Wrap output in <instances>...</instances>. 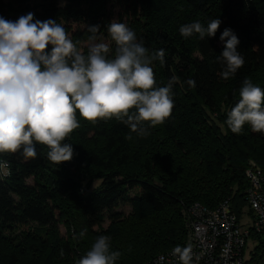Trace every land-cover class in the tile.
<instances>
[{
    "label": "trees",
    "instance_id": "1",
    "mask_svg": "<svg viewBox=\"0 0 264 264\" xmlns=\"http://www.w3.org/2000/svg\"><path fill=\"white\" fill-rule=\"evenodd\" d=\"M115 6L150 54L165 50V63L151 67L158 86L175 78L172 115L138 137L115 119L92 123L77 111L80 127L64 141L74 149L70 162H51L40 144L35 159L0 156L9 162L0 171V264H75L101 235L121 252L116 264H143L184 242L183 207L214 208L229 199L239 219L250 214L245 169L253 160L264 171V134L247 124L234 134L226 120L245 79L264 89V0H0V16L16 21L31 12L34 20H55L86 54L88 26L106 35ZM214 18L221 20L215 37L179 32ZM225 28L237 35L245 59L227 80L217 59ZM248 240L244 264H264V237L250 231Z\"/></svg>",
    "mask_w": 264,
    "mask_h": 264
},
{
    "label": "clouds",
    "instance_id": "2",
    "mask_svg": "<svg viewBox=\"0 0 264 264\" xmlns=\"http://www.w3.org/2000/svg\"><path fill=\"white\" fill-rule=\"evenodd\" d=\"M220 24L219 18L206 27L197 21L182 25L179 32L185 38L195 33L204 40L215 37ZM99 29V25L88 26L91 35L85 54L55 20H34L31 12L16 21L0 16V156L19 152L25 160L35 159L36 144H40L48 148L51 162H70L74 149L64 141L80 127L77 111L92 123L115 119L138 137L150 135L149 128L171 117L175 78L158 86L151 67L155 60L165 63V50L150 54L132 29L113 21L107 26L115 44L110 57L113 50L98 38ZM220 41L224 47L217 59L227 80L244 66L245 59L232 29L225 28ZM187 83L196 86L192 79ZM239 97L227 113L228 128L242 134L247 124L252 132L264 134V89L245 79ZM8 168L9 162L0 159V171ZM85 233L86 229L79 237ZM174 254L180 264L193 262L191 247L177 246ZM120 256L121 252L111 249V238L101 235L75 264H116Z\"/></svg>",
    "mask_w": 264,
    "mask_h": 264
},
{
    "label": "built area",
    "instance_id": "3",
    "mask_svg": "<svg viewBox=\"0 0 264 264\" xmlns=\"http://www.w3.org/2000/svg\"><path fill=\"white\" fill-rule=\"evenodd\" d=\"M245 175L249 182L245 193L249 216L239 219L229 199L221 200L214 208L197 202L183 207L184 242L159 252L143 264H180L174 254L177 246L191 247L192 264H244L250 231L264 237V171L255 161L248 160Z\"/></svg>",
    "mask_w": 264,
    "mask_h": 264
},
{
    "label": "rangeland",
    "instance_id": "4",
    "mask_svg": "<svg viewBox=\"0 0 264 264\" xmlns=\"http://www.w3.org/2000/svg\"><path fill=\"white\" fill-rule=\"evenodd\" d=\"M113 21L122 22V23H125V24L127 22L126 15L122 11L118 10L117 6L112 8V12L110 14V23L113 22ZM98 38H102V41L103 42H108L110 44V46H112V44H113V42H111V40H110V36H109L108 33L106 35L99 36ZM98 42H101V41L98 39ZM89 43L90 42H86L83 45L88 46ZM80 50L82 51V49H80ZM28 182H31V180L28 179ZM97 183H98V181H95L93 183V185H96ZM123 210L127 213L128 208H124ZM105 225H106V223H105ZM57 228H58V231H59L60 235H65L67 233V228H66V226L63 223H59ZM70 229L71 228H69V230ZM247 245H248L247 248L244 250L245 257L248 256V251L251 249V246H252L251 240H248Z\"/></svg>",
    "mask_w": 264,
    "mask_h": 264
}]
</instances>
